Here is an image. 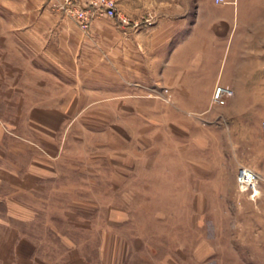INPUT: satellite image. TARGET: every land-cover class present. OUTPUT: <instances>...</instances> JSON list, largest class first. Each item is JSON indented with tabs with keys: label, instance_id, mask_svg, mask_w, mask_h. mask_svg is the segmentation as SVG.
Wrapping results in <instances>:
<instances>
[{
	"label": "rangeland",
	"instance_id": "374dc122",
	"mask_svg": "<svg viewBox=\"0 0 264 264\" xmlns=\"http://www.w3.org/2000/svg\"><path fill=\"white\" fill-rule=\"evenodd\" d=\"M180 1L0 0V264H264V206L236 184L264 178V132L201 121L187 147L153 89L154 28Z\"/></svg>",
	"mask_w": 264,
	"mask_h": 264
},
{
	"label": "crops",
	"instance_id": "0c3cea01",
	"mask_svg": "<svg viewBox=\"0 0 264 264\" xmlns=\"http://www.w3.org/2000/svg\"><path fill=\"white\" fill-rule=\"evenodd\" d=\"M258 4V0H242V3L239 0H224V3L181 0L175 6L170 4V11L177 13L165 15L155 26L153 67L149 72L152 71L154 90L161 93L168 89L172 94L169 118L172 140L176 139L180 144L184 141L187 147L203 146L202 136L195 135L196 129L203 131L196 125L201 121H237L240 123L236 133L239 138L247 137V131L241 126L248 120L257 123L261 129L259 120L264 118V18L257 17ZM59 20L64 24L61 16ZM144 37L139 36V40ZM143 46L146 51L145 41ZM145 64L138 61L139 80H146ZM217 85L235 91L234 98L229 101L231 109L222 110L212 104V93ZM241 91H249L248 102ZM204 130L207 137L210 134L213 137L226 135V130L222 129ZM251 144L257 152V142ZM258 191L257 198L264 206V178L260 180ZM223 199L230 200L225 192L218 195L219 201ZM238 202L239 208L242 200ZM204 214L205 217L226 218L231 215V209L211 213L205 210ZM202 264L231 263L216 256Z\"/></svg>",
	"mask_w": 264,
	"mask_h": 264
},
{
	"label": "built area",
	"instance_id": "2783aa9c",
	"mask_svg": "<svg viewBox=\"0 0 264 264\" xmlns=\"http://www.w3.org/2000/svg\"><path fill=\"white\" fill-rule=\"evenodd\" d=\"M217 3H224V0H216ZM98 4V3H97ZM97 10H104V14H109L111 18H117V13L114 10L112 6H109L108 4L102 5V8ZM124 23H128L126 19H124ZM140 23H136V26H138ZM168 91V89H166ZM231 93V89L226 88L222 85H218L214 91L213 95V101L216 104H225L226 103V97ZM261 129L264 132V119L261 121ZM260 176L259 174L245 166H241L238 172L237 181L239 188L242 191H253L254 194H256V190L258 189V184Z\"/></svg>",
	"mask_w": 264,
	"mask_h": 264
},
{
	"label": "bare ground",
	"instance_id": "6f19581e",
	"mask_svg": "<svg viewBox=\"0 0 264 264\" xmlns=\"http://www.w3.org/2000/svg\"><path fill=\"white\" fill-rule=\"evenodd\" d=\"M255 192H256L255 196H258V194H259V191H258V189H257Z\"/></svg>",
	"mask_w": 264,
	"mask_h": 264
}]
</instances>
